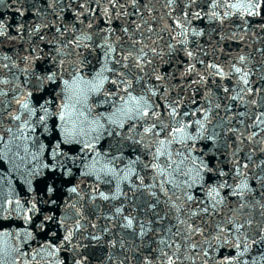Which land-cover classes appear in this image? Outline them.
Returning a JSON list of instances; mask_svg holds the SVG:
<instances>
[{
	"label": "snow or ice",
	"instance_id": "6c2138e0",
	"mask_svg": "<svg viewBox=\"0 0 264 264\" xmlns=\"http://www.w3.org/2000/svg\"><path fill=\"white\" fill-rule=\"evenodd\" d=\"M22 14L23 13H21V15ZM250 14H254V13H250ZM195 15L199 16V13H196ZM5 27H6V25L2 21H0V36H3V35L6 34L5 31H4ZM21 27H23V26L21 25ZM36 30L39 31L38 28ZM189 55H190V53H189ZM105 70L106 69H102L101 72H103ZM97 75H100V73H98ZM48 78L49 79H52L51 76H49ZM160 78L161 77H157V79H160ZM244 83L247 84L248 81L245 79L244 80ZM65 84L67 85V81H65ZM131 87H132V85L131 84H128L127 85V89H125V91L127 92V96H128V100L125 101V103L130 106L129 107V112L130 113H135V115L138 116V117H148L149 116V112L151 110L152 117H155L156 119H158L157 113L155 112L154 109H152V105L149 103L148 99H146L144 96L137 97V96L132 95L131 91H128V89H131ZM249 91H251V89H249ZM152 94L155 95V92H153ZM25 107H27V105H25ZM169 115L173 116V118H175L178 115V113L176 112L175 107H172V110L169 113ZM60 119L62 121H64L65 120V116L64 115H61L60 116ZM152 128H156V124L155 123L153 124ZM152 128H147V129H145V131L146 132H151L152 131ZM166 131L171 132L172 129L169 126H166V125L161 124V126L159 128V132L160 133H164ZM175 131L176 132L183 133L185 131V127L177 126L176 129H175ZM62 133H63L64 140L65 141H68L69 138L73 137L74 130H69L66 127H62ZM161 143H163V141H161ZM59 146L60 145L57 144L56 145V149H58ZM56 149H53L52 150L53 157H55L56 155H58V152L56 151ZM198 175H199V172H198ZM220 175H224V173L221 172ZM260 180L261 181H264V177H260ZM225 186H226L225 183H221L219 185V187H221V188H223ZM190 187H191V185H190ZM244 187L247 188V184H245ZM72 191H75V189H72ZM218 194L219 193H217V195ZM239 194H242V193H239ZM261 194L264 195V192H262ZM188 199L191 200V199H193V197L192 196H188ZM204 211H207V209H204ZM129 224H131V221H129ZM241 227H243V225H241ZM260 239H261V242H264V237H261ZM169 264H172V262L170 261Z\"/></svg>",
	"mask_w": 264,
	"mask_h": 264
},
{
	"label": "water",
	"instance_id": "95a60500",
	"mask_svg": "<svg viewBox=\"0 0 264 264\" xmlns=\"http://www.w3.org/2000/svg\"><path fill=\"white\" fill-rule=\"evenodd\" d=\"M0 264H17L1 245H0Z\"/></svg>",
	"mask_w": 264,
	"mask_h": 264
}]
</instances>
